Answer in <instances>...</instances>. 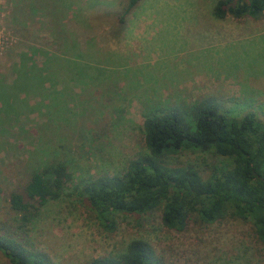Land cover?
Here are the masks:
<instances>
[{
    "label": "rangeland",
    "instance_id": "rangeland-1",
    "mask_svg": "<svg viewBox=\"0 0 264 264\" xmlns=\"http://www.w3.org/2000/svg\"><path fill=\"white\" fill-rule=\"evenodd\" d=\"M217 1L140 0L122 25L129 0H0V84L13 105L0 111V225H19L6 207L10 190L43 164L66 161L73 181L20 231L28 248L54 264L120 254L132 240L148 242L163 264H264V244L248 221L192 220L177 233L157 209L114 216L110 231L80 193L93 178L121 175L129 159L146 152L148 108L213 97L228 115L252 112L264 121V38L244 39L239 30L235 40L222 30L217 37ZM23 53L31 56L28 66L52 56L50 72L63 60L48 77L54 86L35 80L29 91L10 87ZM176 162L203 177L224 163L188 151ZM0 264H8L2 255Z\"/></svg>",
    "mask_w": 264,
    "mask_h": 264
},
{
    "label": "trees",
    "instance_id": "trees-1",
    "mask_svg": "<svg viewBox=\"0 0 264 264\" xmlns=\"http://www.w3.org/2000/svg\"><path fill=\"white\" fill-rule=\"evenodd\" d=\"M139 1L129 0L120 24ZM228 16L258 21L264 16V0H218L212 17L221 21ZM30 57L21 54L10 87L29 91L35 80L54 86L48 77L62 68L63 60L55 61L57 67L50 72L52 56L45 55L42 67L28 66ZM7 89L0 84V111L4 112L13 107ZM54 104L58 103H50ZM142 134L145 153L129 159L121 175L98 176L80 191L105 228L113 230L114 216H142L161 209L163 226L174 232L187 231L192 220L209 225L229 216L250 222L257 240L264 244V121L252 112L228 115L213 97H202L188 105L148 108ZM187 151L211 153L224 163L203 177L193 165L176 162ZM72 181L67 162L54 161L34 169L23 184L6 194V207L19 222L16 228L0 225V255L8 264H54L45 253L28 248L20 231L49 201L59 200ZM86 264L163 263L148 242L132 240L124 252Z\"/></svg>",
    "mask_w": 264,
    "mask_h": 264
},
{
    "label": "crops",
    "instance_id": "crops-1",
    "mask_svg": "<svg viewBox=\"0 0 264 264\" xmlns=\"http://www.w3.org/2000/svg\"><path fill=\"white\" fill-rule=\"evenodd\" d=\"M231 19V20H230ZM247 18H244L242 21L241 25H244L243 28H238L237 29V20H235L234 18H229V16L225 19V20H221V21H216L214 22V24L218 25V29L219 31L216 32V36L221 37L220 36V31L222 30L225 34H228L229 36H231L232 39H236V35H237V31L239 30L240 32H245L244 33V39H248V40H253L255 38H264V26H257L254 27L253 23L248 22V20H246ZM227 22L228 26H225V24H223V22ZM254 21V20H253ZM262 21V23H264V16L258 20V22ZM247 22V23H246ZM256 22V21H255ZM213 24V25H214ZM254 27V28H253ZM261 43V41H260Z\"/></svg>",
    "mask_w": 264,
    "mask_h": 264
}]
</instances>
